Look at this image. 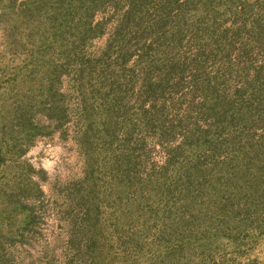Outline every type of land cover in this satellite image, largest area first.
Wrapping results in <instances>:
<instances>
[{
	"label": "rangeland",
	"instance_id": "374dc122",
	"mask_svg": "<svg viewBox=\"0 0 264 264\" xmlns=\"http://www.w3.org/2000/svg\"><path fill=\"white\" fill-rule=\"evenodd\" d=\"M261 93L264 0H0V264H264Z\"/></svg>",
	"mask_w": 264,
	"mask_h": 264
},
{
	"label": "trees",
	"instance_id": "16d2710c",
	"mask_svg": "<svg viewBox=\"0 0 264 264\" xmlns=\"http://www.w3.org/2000/svg\"><path fill=\"white\" fill-rule=\"evenodd\" d=\"M264 95V93H261ZM257 149L259 150L260 154H255V153H251L252 156H254V159L256 160V162L252 165L253 167H250V164H246V166L244 167V169L242 170V177L237 179V180H242L247 186H250V183H256L257 185H260L262 183H264V176L261 174L262 169L258 168V164L261 163L259 161V158L262 157L264 155L263 153V147L259 148V146H256ZM0 163H1V158H0ZM200 169L199 166L185 171L183 173L182 179H184V181L187 182H193L192 177H194L193 171ZM255 195V194H253ZM246 211L249 215L251 214H259L260 212L264 211V208L259 207L258 209L255 206H252L251 204L249 205L248 208H246ZM184 251L183 250H178L175 251L174 254L172 255L173 260H178L180 262V258L182 257Z\"/></svg>",
	"mask_w": 264,
	"mask_h": 264
}]
</instances>
